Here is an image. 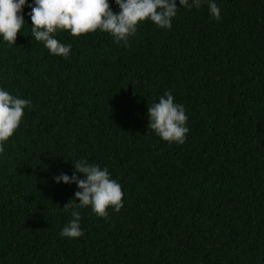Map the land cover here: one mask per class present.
I'll use <instances>...</instances> for the list:
<instances>
[{
  "label": "trees",
  "instance_id": "trees-1",
  "mask_svg": "<svg viewBox=\"0 0 264 264\" xmlns=\"http://www.w3.org/2000/svg\"><path fill=\"white\" fill-rule=\"evenodd\" d=\"M176 2L171 29L146 19L127 46L58 30L67 59L32 36L34 0L0 36V89L32 101L0 153V264H264V0H213L219 21ZM166 91L182 145L148 127ZM77 160L108 168L123 207L77 208L84 235L61 237L80 189L54 177Z\"/></svg>",
  "mask_w": 264,
  "mask_h": 264
},
{
  "label": "clouds",
  "instance_id": "clouds-1",
  "mask_svg": "<svg viewBox=\"0 0 264 264\" xmlns=\"http://www.w3.org/2000/svg\"><path fill=\"white\" fill-rule=\"evenodd\" d=\"M203 0H179L180 6L186 9L201 7ZM210 15L217 21L221 20L220 8L213 0H207ZM120 11L114 12L108 0H34L28 15L31 18V34L36 41H42L51 54L67 59L71 52V44L65 45L54 38L58 30H67L74 37L97 29L110 34L117 44H128L130 36L137 31L139 22L150 19L158 28L171 29L172 18L177 14L176 0H115ZM26 0H0V36L9 45H14L17 33L24 24L21 14ZM32 101L14 97L8 91L0 89V153L5 152V143L19 127L26 107L31 108ZM150 123L153 129L164 141L184 144L189 128L186 127L188 116L184 106L174 103L171 91H166L159 102L148 108ZM73 174L63 172L55 176L57 183H75L80 189L63 206L64 212L71 210L72 219L60 231L61 237L79 238L84 235L80 226L81 214L77 208L91 206L93 213L109 218V206L115 212L123 207L121 185L110 179L107 167L99 164H89L87 160H77ZM77 173H82L81 179Z\"/></svg>",
  "mask_w": 264,
  "mask_h": 264
}]
</instances>
